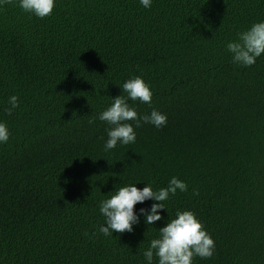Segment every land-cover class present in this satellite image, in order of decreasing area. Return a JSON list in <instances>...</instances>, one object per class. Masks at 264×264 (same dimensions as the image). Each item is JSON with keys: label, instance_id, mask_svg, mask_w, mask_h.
<instances>
[{"label": "trees", "instance_id": "trees-1", "mask_svg": "<svg viewBox=\"0 0 264 264\" xmlns=\"http://www.w3.org/2000/svg\"><path fill=\"white\" fill-rule=\"evenodd\" d=\"M261 19L264 0H56L44 18L0 9V120L10 129L0 264H144L177 209L193 210L215 240L213 257L194 264H264V54L242 67L225 47ZM132 75L153 97L129 103L167 124L142 123L135 143L105 152L108 126L96 117ZM172 176L188 190L170 196L161 220L92 235L116 184L159 188Z\"/></svg>", "mask_w": 264, "mask_h": 264}, {"label": "clouds", "instance_id": "clouds-1", "mask_svg": "<svg viewBox=\"0 0 264 264\" xmlns=\"http://www.w3.org/2000/svg\"><path fill=\"white\" fill-rule=\"evenodd\" d=\"M143 8H150L153 0H138ZM15 3L24 13L37 18L50 16L56 0H0V9L5 5ZM226 50L231 55L234 65L248 67L264 54V19L254 21L244 30L238 31L234 39L229 40ZM122 94L111 97V103L99 112L96 119L107 124L105 131L107 139L103 144L107 152L117 145L135 143V128L142 123L151 124L160 129L167 124V114L157 108L150 112L138 114L136 107L129 101L152 104L153 91L149 82L141 75H132L120 85ZM126 94V95H124ZM7 114H11L19 106L17 94H12L7 100ZM93 123V120H89ZM10 137V129L6 121L0 120V145L5 144ZM135 182L127 183L107 193L99 201V212L104 222L92 233L98 232L104 236H113V232L123 233L133 231V226L140 223L153 225L161 220V209H167L165 202L170 196L186 192L188 184L172 176L166 186L154 188L147 182L142 188ZM144 181V180H143ZM198 195V190L193 189ZM147 200L153 203L149 207L135 209L138 203ZM168 210V209H167ZM85 235H88L85 232ZM215 253V240L204 227L203 221L191 209H177L174 216H168L164 226L158 229L156 236L148 240L143 249L144 264H194V257L209 259Z\"/></svg>", "mask_w": 264, "mask_h": 264}]
</instances>
